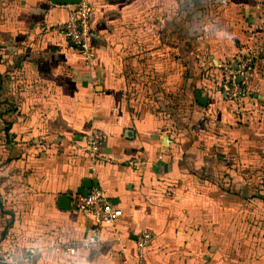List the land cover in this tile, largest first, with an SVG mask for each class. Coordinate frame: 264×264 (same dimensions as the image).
I'll return each mask as SVG.
<instances>
[{"label": "crops", "instance_id": "obj_1", "mask_svg": "<svg viewBox=\"0 0 264 264\" xmlns=\"http://www.w3.org/2000/svg\"><path fill=\"white\" fill-rule=\"evenodd\" d=\"M87 1L91 64L59 32L71 6L0 0V264H136L141 229L145 264H264V0ZM252 51L236 111L222 74ZM94 187L114 225L74 207Z\"/></svg>", "mask_w": 264, "mask_h": 264}, {"label": "built area", "instance_id": "obj_2", "mask_svg": "<svg viewBox=\"0 0 264 264\" xmlns=\"http://www.w3.org/2000/svg\"><path fill=\"white\" fill-rule=\"evenodd\" d=\"M58 29L66 41L76 49L81 59L85 63L91 64L95 54V34L89 2L81 0L79 4L71 6L67 19L59 25ZM257 60L258 56L253 51L244 52L234 60L235 64L232 67H226L222 74L225 82L221 87V95L236 108V111L241 109L242 98L248 90L247 77ZM88 133L86 143L90 157L96 159L95 161L103 160L97 155V146L103 140V134L95 130H90ZM72 200L74 207L80 212L90 214L98 226L114 225L122 214L121 210L111 203L100 187H94L85 195H74ZM152 240L153 233L150 230L141 229L138 232L134 246L136 264H145L144 252ZM94 243L95 241L90 238L83 242V245L88 248ZM76 246L73 242H62L55 246L54 250L64 256H72L76 253ZM28 252L32 253L31 250Z\"/></svg>", "mask_w": 264, "mask_h": 264}, {"label": "water", "instance_id": "obj_3", "mask_svg": "<svg viewBox=\"0 0 264 264\" xmlns=\"http://www.w3.org/2000/svg\"><path fill=\"white\" fill-rule=\"evenodd\" d=\"M54 6H75L81 2V0H49ZM197 102L201 105H205L206 98H202L199 93H196ZM59 201L65 202L64 199H59Z\"/></svg>", "mask_w": 264, "mask_h": 264}, {"label": "rangeland", "instance_id": "obj_4", "mask_svg": "<svg viewBox=\"0 0 264 264\" xmlns=\"http://www.w3.org/2000/svg\"><path fill=\"white\" fill-rule=\"evenodd\" d=\"M210 2H211V8L213 6L212 9H217V7L220 6L221 0H210ZM208 61L209 60L207 58H204L203 63L206 64V66L210 65V63ZM210 69H212V66L210 67ZM213 76H215V75H213ZM5 91H6V87L5 86L3 87V89L0 88V106L2 105L1 102H4V100L6 99L5 98V95H6ZM0 110H2L1 107H0Z\"/></svg>", "mask_w": 264, "mask_h": 264}, {"label": "trees", "instance_id": "obj_5", "mask_svg": "<svg viewBox=\"0 0 264 264\" xmlns=\"http://www.w3.org/2000/svg\"><path fill=\"white\" fill-rule=\"evenodd\" d=\"M192 1L194 2L195 0H192ZM196 1H199V2H200L201 0H196ZM196 1H195V2H196ZM202 3H203V2H202Z\"/></svg>", "mask_w": 264, "mask_h": 264}]
</instances>
